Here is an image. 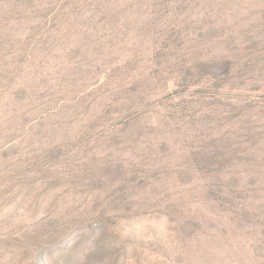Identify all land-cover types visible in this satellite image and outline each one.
I'll return each instance as SVG.
<instances>
[{"label": "rangeland", "instance_id": "rangeland-1", "mask_svg": "<svg viewBox=\"0 0 264 264\" xmlns=\"http://www.w3.org/2000/svg\"><path fill=\"white\" fill-rule=\"evenodd\" d=\"M0 264H264V0H0Z\"/></svg>", "mask_w": 264, "mask_h": 264}]
</instances>
